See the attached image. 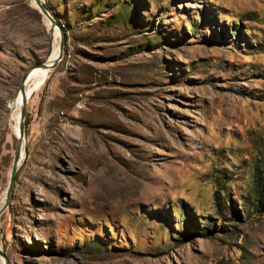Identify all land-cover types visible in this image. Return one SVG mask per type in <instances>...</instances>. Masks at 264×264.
<instances>
[{
  "label": "rangeland",
  "instance_id": "374dc122",
  "mask_svg": "<svg viewBox=\"0 0 264 264\" xmlns=\"http://www.w3.org/2000/svg\"><path fill=\"white\" fill-rule=\"evenodd\" d=\"M42 1L64 46L25 102L7 264H264V0ZM55 30L0 0V205Z\"/></svg>",
  "mask_w": 264,
  "mask_h": 264
},
{
  "label": "water",
  "instance_id": "95a60500",
  "mask_svg": "<svg viewBox=\"0 0 264 264\" xmlns=\"http://www.w3.org/2000/svg\"><path fill=\"white\" fill-rule=\"evenodd\" d=\"M33 3L35 4V6L37 7L39 13L48 21L50 27L53 29H56L58 32V55L55 58L54 61H52L51 63H46V60L42 63L36 64L33 67H40V68H44L46 70H51L52 68L55 67V65L61 60L62 58V53H63V46H64V39H63V33L60 29V27L57 25V23L51 18V16L48 14L47 8L44 5L43 1L41 0H33ZM28 70H26L22 76L21 79V83H20V88L19 91L21 93V95L24 96V91H23V85H24V79L28 74ZM25 102L26 99L22 98L20 101V108H19V126H18V136H17V140H16V144H15V148L13 151V156H12V162H11V168H10V173H9V180H8V184H7V188L5 191V197H4V202L2 204V206L0 207V214L3 212V210L5 209L6 205H7V201L10 195V191L13 185V181H14V176L16 173V167L19 161V155L21 152V141H22V137H23V119H24V112H25ZM0 257L3 258L4 260V264H7V260L6 258L0 253Z\"/></svg>",
  "mask_w": 264,
  "mask_h": 264
},
{
  "label": "bare ground",
  "instance_id": "6f19581e",
  "mask_svg": "<svg viewBox=\"0 0 264 264\" xmlns=\"http://www.w3.org/2000/svg\"><path fill=\"white\" fill-rule=\"evenodd\" d=\"M30 2L34 5V7H36L35 4L33 3V0H30ZM46 25L49 26V23L47 20H46ZM56 36H57V33L55 30V36L53 37L54 40H55ZM54 40H53V42H54ZM57 55H58V43H55L53 45L50 56H48V58L46 59V63H51L52 61H54L55 58L57 57ZM48 71L49 70H46L44 68L33 67L32 70L28 71V74L24 79V85H23L24 96L21 95V93L19 91V96L16 98V104H15V106H13L14 104L12 105L13 112H12V115L10 118V120H11L10 132H11L12 137L16 140H17V136H18V126L20 123V121H19L20 101L22 98H25L26 100L29 98V96L36 89V87L40 86L43 83V81L45 80V78L48 74ZM21 156H22V151L20 152L19 159L21 158ZM1 206H2V204L0 205V207Z\"/></svg>",
  "mask_w": 264,
  "mask_h": 264
},
{
  "label": "trees",
  "instance_id": "16d2710c",
  "mask_svg": "<svg viewBox=\"0 0 264 264\" xmlns=\"http://www.w3.org/2000/svg\"><path fill=\"white\" fill-rule=\"evenodd\" d=\"M261 165L253 166L251 176L252 187L250 189V195L254 201L256 214H259L262 210H264V167L260 168Z\"/></svg>",
  "mask_w": 264,
  "mask_h": 264
}]
</instances>
